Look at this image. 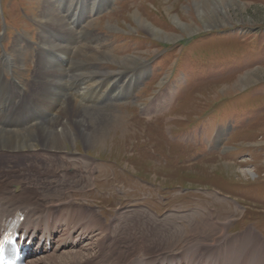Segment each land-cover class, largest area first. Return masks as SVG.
<instances>
[{
    "label": "rangeland",
    "instance_id": "obj_1",
    "mask_svg": "<svg viewBox=\"0 0 264 264\" xmlns=\"http://www.w3.org/2000/svg\"><path fill=\"white\" fill-rule=\"evenodd\" d=\"M91 1L105 4L90 13ZM76 2L85 13L61 22L46 0H0V102L16 114H71L76 132L64 154L36 142L3 163L50 200L91 205L113 242L178 251L230 219L231 241L257 244L264 264V0ZM54 52L67 72L44 74L40 59ZM76 69L85 75L71 78ZM14 80L25 96L7 102ZM85 80L125 93L95 102L76 93ZM78 105L89 109L83 126L103 132L96 144L80 136Z\"/></svg>",
    "mask_w": 264,
    "mask_h": 264
},
{
    "label": "bare ground",
    "instance_id": "obj_2",
    "mask_svg": "<svg viewBox=\"0 0 264 264\" xmlns=\"http://www.w3.org/2000/svg\"><path fill=\"white\" fill-rule=\"evenodd\" d=\"M88 4L89 12L93 13L105 2L97 4L91 1ZM45 8V14L49 19L61 22H66L67 18L69 20L76 18L77 13L82 15L85 13L83 10L77 11L75 0H46ZM68 23L70 22L68 21ZM147 25L149 26L148 23ZM40 61V65L46 71L44 74H55V71L59 70L66 71L61 65V62L65 61V56L62 53H54L52 56L47 53ZM12 62L13 59L10 57L5 60L4 66H10ZM77 70L69 76L85 75ZM93 73L96 72L93 71ZM98 82L85 83L78 87L76 93L80 96L86 95L90 91L95 92V95L92 96L93 100L99 102V99L104 98L105 103L118 98L117 96L123 94V91L125 93L124 88L120 87L113 91L111 89L113 86L109 84L105 87L106 89L101 90L102 82ZM11 85L14 87H9L10 94L7 96V102L12 100L11 96L13 99L25 96L13 90L19 86L16 80ZM21 90L25 92L24 89L21 88ZM9 109L8 106L0 102V233L8 228L19 211L24 213L25 218L20 225V231L24 236L28 235L29 238H32V244L28 249L29 258L26 259L25 264H262L256 255L257 244L247 241L252 247L249 249L238 247L233 242L234 240L231 241L232 237L228 232L230 219L216 223L214 229L216 236L213 239L209 238L212 235H192L188 239L186 238L187 240L185 239L186 241L178 251L157 252L141 246V243L138 242L135 244L128 241L113 242L106 233L110 228L109 225L103 223L100 213L91 205L77 203L71 199L50 200L29 184L22 171L14 170L13 166L11 168L10 164L5 165L4 160L2 161V158L33 153L36 142L50 154H64L63 142L65 138L71 139L70 136L76 133L70 132L66 127L70 123L71 114L47 112H45L47 114L40 115L16 114L10 112ZM88 110L84 105H78L72 116L76 118V123L82 127L80 136L87 137L91 144H96L103 132H100V129L83 126L84 114L85 112L89 113ZM40 122H43L44 125H39ZM88 169L94 179L93 173L96 167L93 162L89 164ZM246 172L251 173L252 170L246 169ZM255 239L254 236H248L243 240Z\"/></svg>",
    "mask_w": 264,
    "mask_h": 264
}]
</instances>
